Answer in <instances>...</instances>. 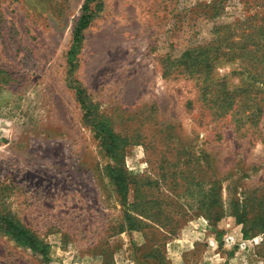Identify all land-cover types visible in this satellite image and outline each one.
I'll list each match as a JSON object with an SVG mask.
<instances>
[{
	"label": "rangeland",
	"instance_id": "rangeland-1",
	"mask_svg": "<svg viewBox=\"0 0 264 264\" xmlns=\"http://www.w3.org/2000/svg\"><path fill=\"white\" fill-rule=\"evenodd\" d=\"M263 16L264 0H0V264H264V83L225 46Z\"/></svg>",
	"mask_w": 264,
	"mask_h": 264
},
{
	"label": "trees",
	"instance_id": "trees-1",
	"mask_svg": "<svg viewBox=\"0 0 264 264\" xmlns=\"http://www.w3.org/2000/svg\"><path fill=\"white\" fill-rule=\"evenodd\" d=\"M85 8H86V4L84 5V9ZM88 19H89V15L87 14H84L80 17L75 27V30H74L75 38H78L81 30L86 26ZM261 21L262 22L260 24L253 26L249 33L242 34L243 43L240 42V43L233 44L232 42L230 43L228 42L226 43L225 46L228 48V52H227L228 55L230 54L234 55L232 51L233 48L240 50V53L238 54L242 58V62L246 63L245 68L252 71L251 74H252L253 79H255L258 82L264 83V16ZM232 37L233 35L230 34V32H226L225 36L221 35V38H223L224 42H226L228 39ZM196 64H197L196 60H193V61L185 60L182 65L184 69H186V68H190V66L192 68H195ZM200 66L201 64H198L197 67H200ZM208 66L209 64H206V67ZM205 79L206 78L200 79V77H197L196 79V83L199 85V88H200V94L204 100L211 98L212 102L219 101L218 105H216L217 109H219V107L221 106L223 107L222 103H225L227 100L229 103L232 102V100H230L231 96L228 98H225V97L221 98L219 95L221 92V89H218L217 87L215 89H212L211 86L206 83ZM251 98H252L251 96H247L242 106L244 105L246 106L247 102L251 101V103H249L250 108L257 106L258 109L262 110L261 101L259 102V100L255 97L252 99ZM247 118L249 119L250 116H247ZM9 224L10 226H13L14 232L24 237L25 239H29L33 241L32 235H30L27 230L13 225L12 222H10Z\"/></svg>",
	"mask_w": 264,
	"mask_h": 264
}]
</instances>
